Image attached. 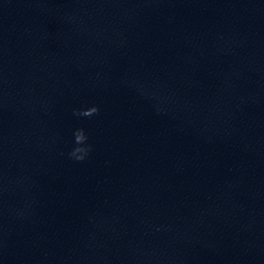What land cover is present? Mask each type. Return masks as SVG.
Instances as JSON below:
<instances>
[{"label": "water", "instance_id": "95a60500", "mask_svg": "<svg viewBox=\"0 0 264 264\" xmlns=\"http://www.w3.org/2000/svg\"><path fill=\"white\" fill-rule=\"evenodd\" d=\"M0 264H264V0H0Z\"/></svg>", "mask_w": 264, "mask_h": 264}, {"label": "clouds", "instance_id": "9594fccd", "mask_svg": "<svg viewBox=\"0 0 264 264\" xmlns=\"http://www.w3.org/2000/svg\"><path fill=\"white\" fill-rule=\"evenodd\" d=\"M98 109L96 107H91L89 109L86 110H82L79 112H74V114L77 115H81V116H85V117H90L93 114L97 113ZM75 142L77 145H83L84 142L87 140L86 135L84 134V131L82 129H78L75 133ZM89 149L85 148V147H77L74 149V151L72 152V155H75L76 153H86ZM77 159H83V156H77Z\"/></svg>", "mask_w": 264, "mask_h": 264}]
</instances>
